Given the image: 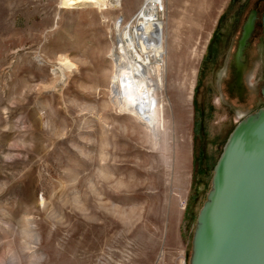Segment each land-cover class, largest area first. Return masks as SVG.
<instances>
[{"label":"rangeland","instance_id":"1","mask_svg":"<svg viewBox=\"0 0 264 264\" xmlns=\"http://www.w3.org/2000/svg\"><path fill=\"white\" fill-rule=\"evenodd\" d=\"M143 1L0 0V264H188L223 147L263 106L264 0H162L152 124L110 86L115 24Z\"/></svg>","mask_w":264,"mask_h":264},{"label":"water","instance_id":"2","mask_svg":"<svg viewBox=\"0 0 264 264\" xmlns=\"http://www.w3.org/2000/svg\"><path fill=\"white\" fill-rule=\"evenodd\" d=\"M254 22L251 14L241 46ZM262 95L263 106L234 128L214 166L188 264H264V85Z\"/></svg>","mask_w":264,"mask_h":264},{"label":"bare ground","instance_id":"3","mask_svg":"<svg viewBox=\"0 0 264 264\" xmlns=\"http://www.w3.org/2000/svg\"><path fill=\"white\" fill-rule=\"evenodd\" d=\"M67 1L100 4V0ZM118 4L112 5L117 7ZM162 8V0H144L133 20H129L122 30V21L115 24L116 41L111 49L114 67L110 83L112 101L120 110L131 112L151 124L155 106L159 105L163 113V104L157 98L163 86L167 51L165 22L159 16ZM71 66L69 59L60 61L62 78L64 70ZM151 73L156 75L155 79Z\"/></svg>","mask_w":264,"mask_h":264},{"label":"crops","instance_id":"4","mask_svg":"<svg viewBox=\"0 0 264 264\" xmlns=\"http://www.w3.org/2000/svg\"><path fill=\"white\" fill-rule=\"evenodd\" d=\"M181 230V217H169L167 220V231L166 237L168 240H173V244L177 245V242L180 238V231Z\"/></svg>","mask_w":264,"mask_h":264},{"label":"built area","instance_id":"5","mask_svg":"<svg viewBox=\"0 0 264 264\" xmlns=\"http://www.w3.org/2000/svg\"><path fill=\"white\" fill-rule=\"evenodd\" d=\"M121 21L123 22V20L121 19ZM186 205H187V199H181L180 200V206L181 208L185 209L186 208Z\"/></svg>","mask_w":264,"mask_h":264},{"label":"flooded vegetation","instance_id":"6","mask_svg":"<svg viewBox=\"0 0 264 264\" xmlns=\"http://www.w3.org/2000/svg\"><path fill=\"white\" fill-rule=\"evenodd\" d=\"M250 100L248 97H247V101Z\"/></svg>","mask_w":264,"mask_h":264}]
</instances>
